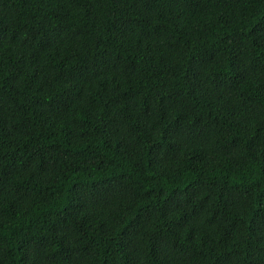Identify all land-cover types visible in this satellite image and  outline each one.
Instances as JSON below:
<instances>
[{"label": "trees", "instance_id": "16d2710c", "mask_svg": "<svg viewBox=\"0 0 264 264\" xmlns=\"http://www.w3.org/2000/svg\"><path fill=\"white\" fill-rule=\"evenodd\" d=\"M0 264H264V0H0Z\"/></svg>", "mask_w": 264, "mask_h": 264}]
</instances>
